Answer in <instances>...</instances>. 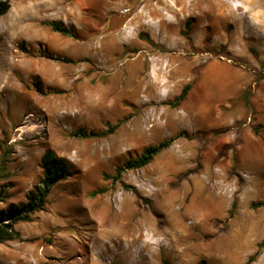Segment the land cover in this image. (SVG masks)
<instances>
[{"label": "rangeland", "instance_id": "1", "mask_svg": "<svg viewBox=\"0 0 264 264\" xmlns=\"http://www.w3.org/2000/svg\"><path fill=\"white\" fill-rule=\"evenodd\" d=\"M0 2V211L27 203L47 149L70 164L0 264H264V0Z\"/></svg>", "mask_w": 264, "mask_h": 264}, {"label": "trees", "instance_id": "2", "mask_svg": "<svg viewBox=\"0 0 264 264\" xmlns=\"http://www.w3.org/2000/svg\"><path fill=\"white\" fill-rule=\"evenodd\" d=\"M9 9L10 4L8 2H0V17L5 15L9 11ZM45 25L50 27L55 32L68 34L67 29H65L60 23L53 22L47 23ZM189 26L190 23L187 22L186 33L189 32ZM250 52L253 55L256 54L253 48H250ZM261 67L262 69L258 72L255 79L256 83L264 80V64H261ZM191 88L192 85L190 84L183 88L181 94L176 98L175 105H178L187 97ZM251 94L252 91L247 90L242 95L244 104L247 107H249V99ZM118 126L119 124H116L114 126L108 125V129L103 131H88L86 129L81 128L73 132L72 136L82 139L106 137L113 134L117 130ZM170 145L171 141H165L157 146L147 148L139 158L135 160H129L124 165V168H118L116 170V175L112 177V179L114 181H119L122 174L127 170H136L146 167L147 165L152 163V161L157 155L166 150ZM40 167L43 170V178L36 186L35 191H33L29 196L27 203L22 205L21 207H11L10 209L0 211V243L21 239V234L14 228V226L22 222H30L33 220V216L36 213L44 211L48 204V197L51 193V190L57 183L65 180L70 172V164L68 160L63 157H60L52 149H47L44 152L40 160ZM105 190L106 189L95 190L90 193V196L95 197L101 193H104ZM235 204L236 203L234 202L232 207H234ZM251 208H264V200L253 202L251 204ZM257 256L258 252L249 258L248 263L250 264L251 262L255 261ZM164 264L168 263L165 262Z\"/></svg>", "mask_w": 264, "mask_h": 264}, {"label": "crops", "instance_id": "3", "mask_svg": "<svg viewBox=\"0 0 264 264\" xmlns=\"http://www.w3.org/2000/svg\"><path fill=\"white\" fill-rule=\"evenodd\" d=\"M161 28H162V30H161L162 34L165 32V30H169V31L171 30V31H173V32L175 31L174 28H171V29H170V28L167 29L166 27H161ZM166 33H167V32H166ZM176 70H177V71H180V73H181V72H182V73L185 72V70L182 69V68H181V69H176ZM262 81H263V80H262Z\"/></svg>", "mask_w": 264, "mask_h": 264}, {"label": "bare ground", "instance_id": "4", "mask_svg": "<svg viewBox=\"0 0 264 264\" xmlns=\"http://www.w3.org/2000/svg\"><path fill=\"white\" fill-rule=\"evenodd\" d=\"M217 1H218V0H217ZM181 2L183 3L184 1H181ZM195 2H196V1H195ZM198 3H199V2H198ZM185 4H186V3H185ZM196 4H197V3H196ZM196 4H194V5H196ZM183 5H184V4H183ZM237 6H238V5H237ZM174 69H175V68H173V69L170 70V71H171V75H173V76H174ZM177 69H178V68H177ZM176 72L179 73V71H177V70H176ZM157 78H158V77H157ZM157 78H154L153 80H155V79H157ZM153 80H152V81H153ZM154 83H156V82H154ZM164 86H165V85H164ZM207 196H208V195H207ZM207 198H208V197H207ZM208 199H209V198H208ZM211 203H212V202H211Z\"/></svg>", "mask_w": 264, "mask_h": 264}]
</instances>
